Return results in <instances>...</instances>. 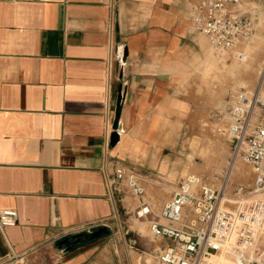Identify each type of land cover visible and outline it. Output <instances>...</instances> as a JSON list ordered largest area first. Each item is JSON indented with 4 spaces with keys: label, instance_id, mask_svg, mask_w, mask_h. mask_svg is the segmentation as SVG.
Returning a JSON list of instances; mask_svg holds the SVG:
<instances>
[{
    "label": "crops",
    "instance_id": "crops-1",
    "mask_svg": "<svg viewBox=\"0 0 264 264\" xmlns=\"http://www.w3.org/2000/svg\"><path fill=\"white\" fill-rule=\"evenodd\" d=\"M194 2L0 0V211L17 212L0 264H127L115 232L126 187L110 183L122 165L157 180V204L175 193L185 107L201 100L190 77L209 53ZM102 227L105 238L64 244Z\"/></svg>",
    "mask_w": 264,
    "mask_h": 264
},
{
    "label": "built area",
    "instance_id": "built-area-1",
    "mask_svg": "<svg viewBox=\"0 0 264 264\" xmlns=\"http://www.w3.org/2000/svg\"><path fill=\"white\" fill-rule=\"evenodd\" d=\"M115 0H109L114 9ZM193 27L207 40L216 57L234 55L247 60L243 48L260 28H264V0H195L190 7ZM114 21H110V30ZM260 86L255 92H228L223 105L224 126L219 131L230 142L232 156L242 158L254 170L250 189L235 187L233 207H228L226 189L189 174L178 184L173 197L159 212L143 200V180L131 169L118 166L112 184L124 183L138 199L137 219L149 223L161 249L148 259L139 252L127 264H216L224 258L235 264H264V59L260 65ZM110 133H106L109 144ZM17 224V212L0 211V228ZM134 250L133 246L129 247Z\"/></svg>",
    "mask_w": 264,
    "mask_h": 264
},
{
    "label": "rangeland",
    "instance_id": "rangeland-1",
    "mask_svg": "<svg viewBox=\"0 0 264 264\" xmlns=\"http://www.w3.org/2000/svg\"><path fill=\"white\" fill-rule=\"evenodd\" d=\"M206 43L209 51L207 62L199 73L190 77L192 81L194 78V82L199 83L200 106L185 107V152L178 171L179 175L171 191L173 193L177 190L181 178L195 174L209 185L225 188L227 199L230 200L227 205L233 207L236 199L235 187L242 185L250 189L254 170L242 158L232 156L230 142L219 131L224 126L222 108L230 90L255 92L259 88L260 65L264 59V28L258 29L250 44L243 48L247 55V60L244 62L238 61L234 55L216 57L207 40ZM260 96L264 98V91L261 90ZM176 160L174 154L169 160L170 169L174 167ZM145 180L147 182L143 184L146 194L143 199L148 202L152 198V208L155 212H159L162 204H157L152 194L154 185L158 184L157 180ZM126 193L127 206L120 207L118 228L115 230L117 242L123 247L125 257L127 253H131L132 259L135 260L139 252H145V256L152 260L163 246V242L153 238L146 220L135 217L134 210L139 205V201L128 189ZM130 227H134L135 232L130 231ZM108 235L109 233L101 238ZM130 246H133L134 250L130 249ZM213 261L216 264H235L231 260L217 257H214Z\"/></svg>",
    "mask_w": 264,
    "mask_h": 264
},
{
    "label": "water",
    "instance_id": "water-1",
    "mask_svg": "<svg viewBox=\"0 0 264 264\" xmlns=\"http://www.w3.org/2000/svg\"><path fill=\"white\" fill-rule=\"evenodd\" d=\"M122 103H123V95L121 94L118 97V102H117L116 111H115V118H114L113 125H112V128L114 130L112 135H111V139H110L112 145L116 144L118 139H119L117 130L120 127V117H121V112H122ZM108 233H109L108 229L106 227H102V228H100L97 231L92 232V233H81V234L75 235L73 237V242L65 240L64 244L68 248H73L79 243H88V242H90L92 240L99 239V238L107 235Z\"/></svg>",
    "mask_w": 264,
    "mask_h": 264
}]
</instances>
